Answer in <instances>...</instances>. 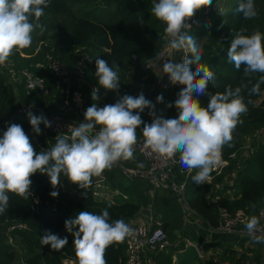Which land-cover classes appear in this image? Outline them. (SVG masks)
<instances>
[{
	"label": "trees",
	"instance_id": "obj_1",
	"mask_svg": "<svg viewBox=\"0 0 264 264\" xmlns=\"http://www.w3.org/2000/svg\"><path fill=\"white\" fill-rule=\"evenodd\" d=\"M230 1L232 6L225 12ZM155 2L157 0H50L40 18L46 31L43 35L34 32L31 46L9 58L15 61L19 69H28L44 78L48 91L28 92L23 81L16 86L7 84V78L0 74V136L9 123H17L23 127L37 152L47 151L55 144L56 136L63 134L53 133L43 123L40 124L41 134H35L27 114L19 112V107L35 105L47 113L60 114L73 120L82 116L75 102L66 99L56 87L52 73L37 65L48 54L63 61L73 75L78 63L85 57L84 78L88 84L99 88V97L109 102L114 101L116 92L106 91L98 85L95 59L100 57L110 66L119 65V89L127 88L132 92L143 89L145 97L155 103L152 87L157 81L156 74L147 65L155 63L153 57L165 48V25L151 12ZM240 2L212 0L211 5L215 3L216 8L210 9L207 14L204 13L205 9L211 5L200 8L197 11L200 20L190 31L202 51L201 66L208 67L214 73L215 79L208 85V91L212 94L223 92L228 86H239L242 80L248 83L249 79L250 89L259 78V74L251 78L243 77V66L237 70L227 60L231 40L241 28L247 29L246 35L255 31L264 34V0H254L258 15L251 20H245L242 14L235 12ZM145 76L146 80L143 79ZM181 87L171 84L163 91L166 118L178 111L174 105H168L177 98L176 93ZM81 91L86 94L89 103L96 102L92 100L89 85H83ZM242 96L246 103L249 99L251 103H248V111L241 117L242 123L233 132L232 146L225 145L222 150L223 160L229 162L230 168L238 169L234 183L220 187L208 183L196 185L191 179L195 173L186 175L177 170V179L186 181V197L190 206L213 226L219 225L218 206L230 211L242 209L248 218L251 215L260 216V210L264 208V84H261L260 94L249 96L248 89H244ZM208 99L207 95L200 97L201 104L206 106ZM141 117L145 122H151L147 109L141 113ZM137 136H143L142 128L137 129ZM233 153H236L235 157L231 156ZM123 165L134 166V162L125 161ZM103 177H94L91 187L83 190L61 176V186L53 189L47 175L37 172L31 177L32 196L23 199L9 193V208L0 214V233L5 225L13 226L12 233L19 237L28 256L18 260L14 244L0 237V264H64L65 258L79 264L72 242L74 238L66 231L64 222L80 211L100 214L107 208L109 222L117 219L126 222L136 217L142 208L152 205L160 216L159 225L172 240L178 239L179 234H187L184 229L185 210L174 190L154 187L139 176L127 174L120 165L106 170ZM54 190L59 191L55 198L50 195ZM228 190L230 193H227ZM85 192L86 195L83 194ZM45 230L60 238L67 237L68 244L60 251L52 250L50 245H42L40 239ZM244 239L239 236L236 242L241 244ZM184 247L182 241L180 247L173 250ZM172 251L160 253L156 264H173ZM238 253L229 245L219 255L222 261H229L230 264H255L256 260H260L257 253L251 258L246 253L239 256ZM105 260L107 264H125V240L109 246ZM206 264L215 263L210 260Z\"/></svg>",
	"mask_w": 264,
	"mask_h": 264
},
{
	"label": "clouds",
	"instance_id": "obj_2",
	"mask_svg": "<svg viewBox=\"0 0 264 264\" xmlns=\"http://www.w3.org/2000/svg\"><path fill=\"white\" fill-rule=\"evenodd\" d=\"M49 2L0 0V66H5L14 53L30 47L34 32L43 35L46 26L40 18ZM211 3L212 0H157L151 9L165 25L168 50L167 56L160 53L153 59L172 84L182 86L176 93L177 98L168 105H174L178 110L173 116L166 118L158 114L156 104L164 102L162 94L156 96V103L147 99L143 92L135 97L125 94L115 103L103 107L92 103L86 108L83 121L75 127L67 126L69 135H57L50 149L39 152L20 124L9 123L0 136V214L9 208V193L23 199L32 196L31 177L37 172L47 175L53 189L61 186L63 176L79 189L88 190L94 177H101L120 162L134 160L139 128H142L144 146L151 153L163 157L178 156L182 169L195 172L191 176L194 184L208 183L211 173L221 164L224 146H232L233 132L242 123L241 117L251 103L250 99L245 102L242 91L248 89L249 96L260 94L261 84H264V34L255 31L246 35L247 29L241 28L231 40L227 60L237 70L243 66V77L259 74L258 80L250 89L251 79L248 83L242 80L234 88L228 86L223 92L212 94L208 91L209 82L215 76L208 67L200 64L202 51L195 37L190 35L192 25L188 21L200 8ZM235 12L242 14L245 20L258 15L254 0H241ZM180 50L184 52L181 60L169 58ZM95 65L98 85L118 93L119 65L110 66L100 57L95 59ZM98 92L99 88L93 89L92 100L99 99ZM205 95L209 97L206 106L200 101ZM145 109L152 118L150 123L141 117ZM27 117L37 135L41 134V123L46 128L52 126L43 114L28 111ZM50 195L55 198L59 191H51ZM261 216L251 215L244 222V228L252 242L264 244ZM109 221L107 208L100 214L80 211L74 218L65 220V229L74 238L72 242L79 264H107L106 249L124 242L132 234L123 219ZM40 243L60 251L68 244V239L45 230Z\"/></svg>",
	"mask_w": 264,
	"mask_h": 264
},
{
	"label": "built area",
	"instance_id": "obj_3",
	"mask_svg": "<svg viewBox=\"0 0 264 264\" xmlns=\"http://www.w3.org/2000/svg\"><path fill=\"white\" fill-rule=\"evenodd\" d=\"M216 6L217 5L213 3V5L208 6L205 9L204 13L207 14L210 9L214 10ZM199 20L200 17L196 12L188 22L193 27L196 23H198ZM164 38L166 40L165 36ZM162 53L167 56L168 50L166 47L163 49ZM183 55L184 52L179 60L182 59ZM169 58L176 60L175 52ZM37 65L49 70L52 73L56 87L61 91L66 99L75 102L76 106L79 108V113L83 116L86 108L89 107L90 104L86 94L81 91V87L87 84L92 91L93 89L98 88L94 85L88 84L86 78H84L86 67L85 57H83L78 63V68L75 70L74 75L72 74L70 68L53 54H48L46 59ZM147 68L152 69L156 74L155 76L157 81L152 87L153 97L156 103V96L159 94L163 95L164 89L169 88L172 83L168 75L163 73L162 68L156 70V62L149 63ZM0 74H3L7 78V84L16 86L17 83L23 81L28 92L32 90H42L44 93H46L48 91L44 78L36 76L28 69H19L13 59H9L5 66H0ZM74 76L75 78H73ZM143 79L146 80L147 76H145ZM141 92L144 94L143 89L134 92L127 88L119 89V92H116L113 102H109L105 98L98 96L99 99L95 100V104H97L99 107H103L106 104L115 103L120 96L125 94L135 97ZM156 109L159 115H163L165 112L166 117V111L163 103L156 104ZM28 111H32L33 114L37 115L43 114L52 124V126L49 127V130L56 134L69 135L70 133L67 131V126L72 124V126L75 127L78 124V122L73 119L66 118L60 114L47 113L42 108L35 105L27 104L19 107V112L21 113L27 114ZM262 134L264 142V128L262 129ZM137 137L138 142L135 145L134 160H132L134 162V166L123 165V162H120L117 165H120L127 174L139 176L154 187H169L174 190L178 194V200L185 210V218H188L189 220L194 218L193 222L197 223L198 218L203 217L199 215V213L196 212L188 202L186 197V181H180L177 179L176 168L179 166L178 156L175 158L163 157L159 154L151 153L150 150L146 149L144 146L143 136ZM231 156L235 157L236 153H233ZM138 165H142V167ZM227 165H229L227 160L221 161L220 166L211 173L208 184H215L216 187H220L222 183H219L216 178L218 175L223 173V170ZM179 170L184 172L186 175L191 174L182 168ZM192 173H194V171ZM98 178L104 177L102 175ZM218 211L219 225L213 226L209 224L210 231L234 233L240 237H248L244 228V222L248 219V215L244 212V210L238 209L236 211H230L224 206H218ZM262 213H264V208L260 210V216ZM155 214L157 213L155 212ZM135 218L136 217L126 221V223L132 229V234L125 239V264H155L154 260L156 255L179 247L182 241L184 243L185 241L192 242L189 239H181L180 237L176 240H172L168 232L159 225L161 221L159 222L156 220V222H144L136 221ZM261 224L264 225V216H261ZM218 264H229V262L220 261Z\"/></svg>",
	"mask_w": 264,
	"mask_h": 264
},
{
	"label": "crops",
	"instance_id": "obj_4",
	"mask_svg": "<svg viewBox=\"0 0 264 264\" xmlns=\"http://www.w3.org/2000/svg\"><path fill=\"white\" fill-rule=\"evenodd\" d=\"M182 54H183L182 50L175 52L176 61H179ZM158 69L159 68L157 67L156 70H158ZM83 116H84V114H83ZM163 116H165V112H164ZM221 161H223L222 157H221ZM178 169H181L180 165L176 168V172ZM237 170L238 169L230 168L229 165H227L224 168L223 173L218 175L219 178L217 177L216 180L219 181V183L220 182L222 183L221 186H224L226 184L227 185L233 184L235 179H236V176H237V172H238ZM227 193H230V191L228 190ZM152 207H153L152 205H149L148 207L142 208L140 210V212L138 213V215L136 216L135 220L136 221H144V222H156V220H158L160 222L161 221V220H159L160 216L155 214V211ZM193 220H194V218L191 220H189L188 218H185L184 229L188 230V228L190 227V228H192V230L186 231L187 234L189 235L188 237H190V238H188V237H184V238L189 239L192 242H194L192 239L193 237L197 238L198 236L199 237L203 236L206 239L204 241L205 245H203L201 247L196 242H194L201 249V258L203 260V262H201L202 264H206L209 261V260L204 261L205 260L204 257L206 254V253H204V246L209 249L208 253L216 252L217 254H220V253H223L225 248L228 247L229 245L238 250V252H239L238 256L243 254V253H246L247 255H250L248 257H252L257 253L258 255H260V260L255 259L256 260L255 264H264V247H257L254 243L248 244L246 242H243L240 244V243L236 242L237 237H239L237 235L233 241H227V240L224 241L220 237H216L215 233H217V232H212L209 230V223L206 222L203 218L199 217L197 223L193 222ZM198 231H200V232H198ZM218 233H221V232H218ZM201 234H203V235L200 236ZM245 238H248V237H245ZM159 255L160 254L155 256V260H154L155 264L157 263V256H159ZM215 257H217V256H215ZM215 260L217 261V264H218V260L220 261L221 259L217 258ZM227 262H229V261H227ZM229 264H230V262H229Z\"/></svg>",
	"mask_w": 264,
	"mask_h": 264
},
{
	"label": "rangeland",
	"instance_id": "obj_5",
	"mask_svg": "<svg viewBox=\"0 0 264 264\" xmlns=\"http://www.w3.org/2000/svg\"><path fill=\"white\" fill-rule=\"evenodd\" d=\"M231 6H232V1H230V5H228V7L224 10L225 12L227 11V10H229L230 8H231ZM90 105H91V103H89ZM84 120V116H79V118L77 119V120H75V121H77V122H81V121H83ZM124 182H125V180H124ZM126 183V182H125ZM192 230V228H188V230L186 229V231H191ZM198 230V229H197ZM12 231H13V226H11L10 224H8V225H5L4 226V228L2 229V231H1V233H0V237H2V238H4V239H6L7 241H9V242H11L12 244H14V246H15V248H14V250H15V253H16V255H17V259L18 260H24L27 256H28V252H26L24 249H23V247H22V245H21V243H20V240H19V237L18 236H16L14 233H12ZM198 232H200V231H198ZM200 234V233H199ZM216 234V237H220L222 240H224V241H233L234 239H235V237H236V235L234 234V233H223V232H221V233H215ZM203 234H201L200 236H202ZM189 235L188 234H186V235H184V234H179L178 235V237H180L181 239H183L184 237H188ZM188 238H190V237H188ZM192 238V237H191ZM193 239V241L194 242H196L200 247L201 246H203V245H205V238L202 236V237H197V238H192ZM244 242H246V243H248V244H250V243H254V242H252L250 239H249V237L248 238H246V239H244ZM187 243V241H185V244ZM257 247H264V244H261V243H254ZM180 247V246H179ZM173 249H170L169 251H167V252H171ZM208 248H206L205 246H204V253H206L205 254V260L204 261H210V260H213V262L215 263V264H217V261L215 260V259H217V258H220V255L219 254H217L216 252H211V253H208ZM215 256H217V257H215ZM247 256H250V255H247ZM249 258H251V257H249ZM200 260V262H203V260H202V258H200L199 259ZM202 260V261H201ZM220 261H222V260H220ZM219 260H218V263L220 262ZM202 264V263H201Z\"/></svg>",
	"mask_w": 264,
	"mask_h": 264
},
{
	"label": "water",
	"instance_id": "obj_6",
	"mask_svg": "<svg viewBox=\"0 0 264 264\" xmlns=\"http://www.w3.org/2000/svg\"><path fill=\"white\" fill-rule=\"evenodd\" d=\"M251 151V149H248ZM173 264H201V250L194 242H187L185 247L172 251ZM64 264H75L71 258L63 259Z\"/></svg>",
	"mask_w": 264,
	"mask_h": 264
}]
</instances>
